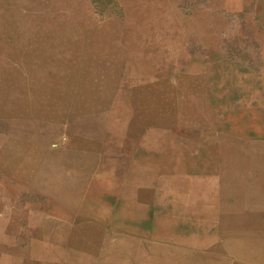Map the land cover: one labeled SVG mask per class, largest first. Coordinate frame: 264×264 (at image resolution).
I'll use <instances>...</instances> for the list:
<instances>
[{"label": "rangeland", "instance_id": "1", "mask_svg": "<svg viewBox=\"0 0 264 264\" xmlns=\"http://www.w3.org/2000/svg\"><path fill=\"white\" fill-rule=\"evenodd\" d=\"M54 221L264 264V0H0V252Z\"/></svg>", "mask_w": 264, "mask_h": 264}, {"label": "crops", "instance_id": "2", "mask_svg": "<svg viewBox=\"0 0 264 264\" xmlns=\"http://www.w3.org/2000/svg\"><path fill=\"white\" fill-rule=\"evenodd\" d=\"M123 163L129 164L128 168H130V170H127L128 172L133 173V175L130 176L133 178L131 181H136V183L138 182L140 187V181L144 180L146 170L150 173L151 168L146 165H142L143 161L141 160V157L135 158L134 161H124ZM138 164L141 165L138 166ZM139 187L137 188L138 190ZM133 194L136 195V192H133ZM57 222L59 221H54L53 224L51 222L50 228L52 229H50V231L44 233L42 232L43 235H41V238H34L31 244L21 251L17 250L12 243L8 242V246L3 247L4 249L2 248V252H0V264H131V259L134 254L132 253V250L135 251L136 249L131 248V242L127 241V237L124 236L123 240L118 243L121 246V251H123L121 255L120 253H115L113 249L114 246L113 248L111 247L113 245V242L111 241H107L105 250L100 252L98 251L97 236H89L88 233H78V231H75V233L73 229L70 230L66 221L59 222V224H57ZM57 229H59V231H57ZM65 229L68 231L62 235ZM71 234L75 239H71ZM165 242L166 240L164 241L161 239L160 244H166ZM71 243L78 245L76 247H72L70 246ZM110 244L111 246H109ZM50 247L53 248V250ZM154 249L156 251H159V249H165L169 252L172 251L167 246H155ZM138 251V253H140V249ZM44 253L52 254L44 255ZM156 254H158V252ZM136 256L135 258H137L140 262H145L143 255ZM116 260H120V262L117 263ZM224 261L226 262V259Z\"/></svg>", "mask_w": 264, "mask_h": 264}, {"label": "bare ground", "instance_id": "3", "mask_svg": "<svg viewBox=\"0 0 264 264\" xmlns=\"http://www.w3.org/2000/svg\"><path fill=\"white\" fill-rule=\"evenodd\" d=\"M63 196V195H62ZM68 199V198H67ZM102 213V212H101ZM65 234V231H63V234L62 235H64ZM58 243V242H57ZM61 244V243H60ZM64 244V243H63ZM51 248V247H50ZM52 250H53V248H51ZM50 251V250H49ZM50 252H52V251H50ZM54 252V251H53ZM56 252V251H55ZM48 255H50V254H52V253H47ZM46 253H44V255H47ZM57 254V253H56ZM40 257V256H39ZM63 258V257H62ZM84 258V257H83ZM51 260V259H50ZM49 262V261H48ZM83 264V263H82Z\"/></svg>", "mask_w": 264, "mask_h": 264}]
</instances>
